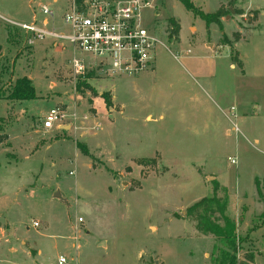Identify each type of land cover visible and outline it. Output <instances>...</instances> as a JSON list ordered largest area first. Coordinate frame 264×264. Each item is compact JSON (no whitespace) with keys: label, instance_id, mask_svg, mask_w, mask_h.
I'll return each mask as SVG.
<instances>
[{"label":"rangeland","instance_id":"1","mask_svg":"<svg viewBox=\"0 0 264 264\" xmlns=\"http://www.w3.org/2000/svg\"><path fill=\"white\" fill-rule=\"evenodd\" d=\"M68 1L0 0V264H57L61 256L67 264H214L226 246L202 234L198 212L188 211L213 195L224 203L217 223L224 225L221 215L235 223L237 264H264V15L255 26L258 12L235 0H191L204 14L220 12L219 27L178 0H154L143 21L164 46L156 48L151 69L74 77L69 48L27 47L10 23L42 19L45 5L55 13L50 25L61 28ZM252 4L264 8V0ZM226 22L231 39L223 33ZM192 67L215 71L211 84L202 83L206 91L195 84ZM27 77L40 100L8 99ZM77 93L74 102L85 109L75 111L77 129L45 130L46 113L65 111L62 103ZM113 97L119 112L110 121ZM216 103L242 135L204 132V106L219 114ZM97 112L102 118L92 122ZM65 113L63 126L72 119Z\"/></svg>","mask_w":264,"mask_h":264},{"label":"built area","instance_id":"2","mask_svg":"<svg viewBox=\"0 0 264 264\" xmlns=\"http://www.w3.org/2000/svg\"><path fill=\"white\" fill-rule=\"evenodd\" d=\"M153 1L69 0L59 17L61 28L50 25L55 13L45 5L39 7L42 19L33 16L30 23H10L22 32L27 47L35 42H49L60 53L69 48L73 53L69 70L74 77L93 71L137 75L152 68L156 48L163 46L143 21V12L154 10ZM78 53L86 59L78 57ZM70 116L76 119L75 114ZM66 118L69 117L64 110L52 108L43 118V128L51 130L58 125L60 129ZM234 132L239 133L236 125ZM228 162L237 164L235 157H228ZM57 264H67V258L59 257Z\"/></svg>","mask_w":264,"mask_h":264},{"label":"trees","instance_id":"3","mask_svg":"<svg viewBox=\"0 0 264 264\" xmlns=\"http://www.w3.org/2000/svg\"><path fill=\"white\" fill-rule=\"evenodd\" d=\"M183 7L192 12L195 16L199 17L203 20L206 25L211 23H215L217 26L220 27L219 16L220 12L208 15L202 13L201 10L194 7L191 0H178ZM169 26L172 27L174 31L171 32L173 35L176 34V29L178 26L171 20L168 21ZM177 27V28H176ZM175 28V29H174ZM237 41V39H234ZM227 45H231L226 40ZM81 87L79 84L76 89L78 90ZM36 98L35 89L30 83L28 79H20L16 82L15 86L12 88L10 96L8 99L10 100H17V101H31ZM108 105V104H107ZM110 106V105H109ZM264 182V177H263ZM260 181L258 179L255 180V185L257 192L260 193ZM214 194L216 193L217 183H214ZM224 208V203H221L219 199L213 195L212 197L202 198L195 204H193L189 209V213L198 212L196 219H197V229L204 235H212L213 237L222 241L226 249L220 250V257L214 262V264H237L236 252H237V241H239L236 235V226L233 221H231L228 217L222 216L224 225L220 226L214 218L215 213L217 210H221ZM253 257L248 256L249 263H252Z\"/></svg>","mask_w":264,"mask_h":264},{"label":"crops","instance_id":"4","mask_svg":"<svg viewBox=\"0 0 264 264\" xmlns=\"http://www.w3.org/2000/svg\"><path fill=\"white\" fill-rule=\"evenodd\" d=\"M235 3H236V6H238L239 8H242V9H248V10H254V11H256V12H258L257 14H258V16H257V20L255 21V26H256V24L258 23V19L262 16V15H264V8H257V7H254L253 6V0H235ZM231 22L233 23V21L231 20ZM235 25H236V23H234ZM216 25V24H215ZM215 25H210V27L209 28H212L213 26H215ZM224 25H227V22L225 23V24H223V33L225 34V31H224ZM216 27V26H215ZM236 31V30H235ZM234 32V31H233ZM232 32V33H233ZM226 35V34H225ZM231 35L232 34H230V35H226L228 38H230L231 39ZM178 39H179V37H178ZM179 42V41H178ZM237 42H235L233 45L235 46V44H236ZM178 44V43H177ZM49 45L51 46V44L49 43ZM163 46H164V44H163ZM209 46H211L210 44H208V43H206L205 44V47L206 48H209ZM215 48H217L216 46H214ZM214 47H213V49H214ZM51 49H52V46H51ZM53 51L55 52V53H60V52H58V51H55L54 49H53ZM187 53L189 54L190 53V50H187ZM238 53V52H237ZM238 56H239V54H238ZM191 70H192V73L191 74H195L196 76H197V78H199L200 79V84L198 83V82H196V80H195V84L198 86V87H200L201 89H203L204 91H206V89L204 88V86H203V84L205 85V83H209V84H211L210 83V81H211V79L213 78V76H215V71L213 72V70H209V69H203V68H199V67H192V68H190ZM66 70H68V67H66ZM28 78V77H27ZM197 78H195V79H197ZM30 81H32L30 78H28ZM203 83V84H202ZM33 84V83H32ZM33 86V85H32ZM55 86V83H52L51 84V87H50V89H52L53 87ZM210 86V85H209ZM33 88H34V86H33ZM210 88V87H209ZM35 89V88H34ZM77 91V90H76ZM39 93H37L36 92V90H35V95H36V98L34 99V100H31V102L33 101H36L40 96V94L38 95ZM68 97V96H67ZM80 97V93H77L75 96H69V98H67L66 100V102H64V103H62V105H66L67 106V108L65 109V112H68L69 113V115H70V112H69V108H71V105L73 106V109H74V112H73V114H75L76 115V113H75V111H76V109H83V110H85L84 109V107H83V105H78V104H76V101L74 102V100H77V98H79ZM38 100H40V99H38ZM55 100H57L56 98L54 99H51V100H49V101H51L52 103L55 101ZM72 101V102H71ZM26 102V101H25ZM29 102V101H28ZM56 102V101H55ZM100 102H102V101H100ZM192 102H194V106H195V109H194V112H197L198 110H197V108H200V106H201V103H200V100H199V97H194L193 99H192ZM216 105H217V109H218V111H219V114L218 113H216V112H214V110L212 109V107L209 105V108L208 107H205L204 106V108H206L203 112H204V115H203V121H204V123H205V125H204V132L209 136V135H212V136H218V135H221V134H223V135H225L226 136V138L227 137H229L230 135H233V134H235V136L236 135H242V132L240 131V129H239V127L236 125V123L234 122V120L233 119H235L234 117L232 118V117H229L228 116V114H226L225 112H224V110L222 109V107L219 105V103H216ZM251 107H252V109L253 110H256L257 109V106H255V105H253L252 103H251ZM53 108V107H52ZM100 108L102 109V106H100ZM116 108H117V110H116ZM121 110V109H120ZM232 110L234 111V108H232ZM111 112H113L112 114H110V115H108L109 117H110V121H114V115L113 114H116L117 112H119V108H118V105L115 103V100H114V97H113V107L111 108V110H110ZM39 111H37V113H38ZM239 114L240 115H242V116H244V115H246V114H244V112H242V110L239 112ZM249 115H251L250 113H249ZM253 115H255V112H252V116ZM102 115H99V112H97V115H96V117H93L91 120H92V122H94V121H96L97 119H101L102 117H101ZM234 116H236V115H234ZM76 117H77V115H76ZM83 120V119H82ZM87 120H88V118H87ZM86 120V121H87ZM145 120L146 121H155V119L151 116V115H149V114H147L146 116H145ZM86 121H82V122H86ZM88 121H90V120H88ZM77 123H80L77 119H75V120H70V123H68L67 125H65V126H69V129H72V130H76L77 129ZM229 124V125H228ZM234 125H236L237 127H238V129H239V133H235L234 132ZM64 126V127H65ZM68 130V129H67ZM64 131H66V130H64ZM213 131H216L215 133H213ZM254 143L255 144H258L259 143V141L257 140V139H254ZM215 175V174H214ZM215 177H216V179H217V182L220 184V185H222V186H224L223 185V183L221 182V180H220V178H218V176L217 175H215ZM264 177V176H263Z\"/></svg>","mask_w":264,"mask_h":264},{"label":"water","instance_id":"5","mask_svg":"<svg viewBox=\"0 0 264 264\" xmlns=\"http://www.w3.org/2000/svg\"><path fill=\"white\" fill-rule=\"evenodd\" d=\"M62 129H64V130H67V129H69V126H63L62 127ZM60 195H59V192L57 191L55 194H54V197H59Z\"/></svg>","mask_w":264,"mask_h":264}]
</instances>
